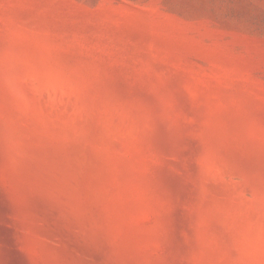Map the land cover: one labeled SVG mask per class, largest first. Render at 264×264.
<instances>
[{
  "label": "rangeland",
  "instance_id": "374dc122",
  "mask_svg": "<svg viewBox=\"0 0 264 264\" xmlns=\"http://www.w3.org/2000/svg\"><path fill=\"white\" fill-rule=\"evenodd\" d=\"M0 264H264V0H0Z\"/></svg>",
  "mask_w": 264,
  "mask_h": 264
}]
</instances>
